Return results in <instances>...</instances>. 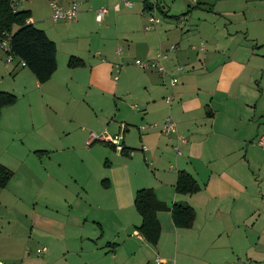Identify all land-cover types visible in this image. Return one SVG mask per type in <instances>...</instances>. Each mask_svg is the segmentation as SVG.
Segmentation results:
<instances>
[{
	"label": "crops",
	"instance_id": "1",
	"mask_svg": "<svg viewBox=\"0 0 264 264\" xmlns=\"http://www.w3.org/2000/svg\"><path fill=\"white\" fill-rule=\"evenodd\" d=\"M71 1L66 0L65 5ZM89 3L83 12L80 7L82 14L79 20L77 17V25L87 27V13H94V5ZM255 6L264 15V0H257ZM29 20L34 25L39 21L40 28L56 42L58 68L49 81L39 83L28 68L19 66L18 60L8 63L3 51L5 66L11 63L15 66L9 70L13 74L11 86L2 90L14 91L17 101L2 109L0 127L12 128L14 160L23 162L25 154L31 152L36 157L49 159L52 164L43 167L42 179L35 178L31 167L29 185H23L28 192H34L32 188L37 190L33 196L35 202L30 205V216L25 214L23 220H19L16 204L19 205L17 201L21 198L13 196L6 200L0 194V258L8 264H67L69 249L56 250L57 246H67L71 241L85 245V239H92L86 230L88 219L92 218L97 226L94 256L100 259L99 264H251L257 261L254 254L258 252L253 251V247L244 252L240 249L249 246L256 237L260 240L256 223L264 221L259 209L264 205V149L257 143L259 135L264 133V54L258 47V37L247 30L225 44L208 46L202 55L191 48L193 44L178 47L179 50L165 61L171 76L178 77L175 86L169 85L170 76L162 79L157 71L139 68L143 71L137 77L142 86L141 95L131 93V96H135L140 105L131 106L137 111L131 113L130 118L125 115L124 121L113 120L111 124L107 109L104 114L103 109L96 106H100L104 95L106 100L116 95L119 78H112L116 57L111 60L105 54L100 58V51V55L91 56L90 41L87 50L82 51L79 36L74 46L68 45L61 53V45L67 44L61 37L63 27L49 23L46 18L39 17L36 21L32 14ZM156 35H133L132 53L128 47L120 56L126 61L129 54H136L135 59H153L158 51L168 49L173 43L180 44V40L169 41L173 30L165 36ZM71 56L81 58L84 65L68 67ZM179 65L184 67L181 73L175 72ZM80 68L82 70H78ZM83 76L92 97L86 110L80 109L86 118L82 121L62 113L71 128L83 134L79 143L61 145L62 137L57 130L60 125L52 127L44 123L41 129L33 126L38 132L29 140L27 150L21 132L24 115L44 107L58 113L55 110L70 104V87H78L77 77L80 81ZM3 83L4 76H1L0 85ZM94 89L100 92L94 93ZM168 95L174 97L171 103L165 99ZM98 113L107 120L101 129L113 135L123 134L126 147L123 153L119 154L106 142L91 140V134L95 133L94 114L98 116ZM168 116L174 119L178 134L186 137L187 142L179 141L177 134L167 136L157 129H141V126L162 123ZM121 124L126 125L123 133ZM132 127L138 131L135 142L128 141ZM26 135L29 137V132ZM97 141L105 156L106 173L100 183L106 192L99 191L102 197L94 200L85 183L77 190L59 177L64 173L58 154L65 153L66 149H83L90 153ZM131 150H134L133 155L129 154ZM0 153L7 154L8 150L1 149ZM0 161L8 167L2 159ZM82 167L81 175L88 181L89 164ZM180 170L190 172L198 180L201 186L198 192H176ZM8 186L9 183L2 189ZM141 188H153L168 208L176 202L191 205L196 211L193 225L177 227L169 209L158 211L160 239L156 245L146 241L137 229L142 217L134 206L135 192ZM40 192L43 193L42 205L37 201ZM108 221L111 229L101 224ZM243 229L245 241L241 236ZM43 248L45 251L39 252Z\"/></svg>",
	"mask_w": 264,
	"mask_h": 264
},
{
	"label": "rangeland",
	"instance_id": "2",
	"mask_svg": "<svg viewBox=\"0 0 264 264\" xmlns=\"http://www.w3.org/2000/svg\"><path fill=\"white\" fill-rule=\"evenodd\" d=\"M79 1L81 2L82 12L85 11L83 9L87 6V2H90V5H94V13L95 10L100 7L109 8L110 11L105 16L103 22L95 21L94 13H87L89 16L87 22L89 23L87 27H82L80 23L77 25L78 22L76 21L53 20L51 17V8L47 0H20L19 8L33 9L31 14L35 17L36 21H38L37 19H39V17L41 19L46 18L49 23L52 21L54 24L63 27L64 35L61 37L67 44L64 46L59 43V45H61V53L66 51V48L68 49L69 46H74V42L78 39L76 37L79 36L82 51L87 50L90 41V43H92L90 47L91 56L93 53L95 55V53H99L98 51H100L102 54L101 57L99 56L100 58L105 57V54H107L108 59L113 60L116 57L115 64L124 62L120 72L117 73L115 67L112 75V78L115 75L119 78V80L116 81L118 83L116 95L108 97L109 101L106 100V95H104L100 106H96L97 108L101 107L104 114H106L107 109V114L110 117L108 120H110L111 124H113V120L118 122H121V120L124 121L123 116L125 115H127V118H130L131 113L137 111L132 109L131 106L136 105L139 107L140 105L139 101L136 100L137 98L135 99V96H133V98L131 93L141 95L142 86L138 83L137 77L139 73H143V71H140V69L134 65L136 54H129L130 56L127 61L122 57L123 52L125 53L128 47L130 48L129 52L132 53L131 41L133 35L139 37L144 33H148L157 37L156 34L162 33L165 36L169 30H173V35L169 36V41L180 40V44L173 43L178 45V47L185 48L190 44L204 42L210 48L212 45L218 44L219 42L225 44L233 36L237 34L244 35L246 31L249 30L253 35L258 37V47L262 50L261 53L264 54V15L259 12L258 8L255 6L257 0H198L197 2H193L192 0H147L153 4L152 10L143 9L144 0H131L134 3L132 8H125L122 6L121 10L118 12L113 10L112 5L117 1L119 2V0ZM82 12L79 13L78 20ZM150 16L158 17L160 22L157 26L148 30L146 26L148 25V18ZM35 25L40 28L39 21L36 22ZM88 32L91 34H87ZM167 37L168 36H166L165 39H167ZM118 49L121 50V56L116 54ZM105 50H107V52ZM100 53L97 55H100ZM202 54L203 53L200 55ZM4 61L5 55L0 48V77L4 76V83L0 85L1 90L3 87L8 88L11 86L13 74H11L9 70L11 67L15 66V64H13L14 62L5 66ZM78 70L82 69L80 68ZM76 81L80 85L75 88L70 87V96L72 97L69 101L70 104H64L65 106L62 109L59 108V110H55L58 113H55L54 110L50 108L44 107L43 109L37 108L33 113H26L24 115V121L21 124V132L24 133L27 150L30 147L29 140L36 137L37 130L41 129L44 123H50L52 127H54L55 124L60 125L57 130L62 137L60 141L61 145H74L79 143L82 139L83 134H81V131L77 128L72 129L69 123L63 119L62 114H70L77 119H82V121L86 118L84 114L80 113V109L86 110L87 102L91 101L92 97L87 92V88L89 87L87 79L83 76L79 81L77 77ZM97 92L100 91L94 89V93ZM104 119L105 116H101L99 113L98 116L94 114V131L96 134H100L104 129L105 121H107ZM33 126L38 129L33 130ZM27 132L30 134L29 137L26 135ZM137 136V128L132 127L131 135H128V141L131 140L135 142ZM14 137L12 128L6 126L0 127V151L1 149L8 150L7 154L0 153V159L7 163L8 167L15 172L13 178L9 182V186L5 189L0 188V194L1 197L6 200L13 198V196H19L21 198V200L17 201L19 205L16 204L17 207H19L17 217L19 220H23L25 214L30 216V205L35 202L33 196L37 191L35 188H32L34 192L32 190L28 192L23 186L25 184L29 185V183H27V178L28 175H31V167L35 171V178L38 177L42 179L43 167H47L52 163L49 162V159L36 157L31 152L25 154L26 156H24L23 162L14 160V144L12 142ZM97 143H99V141L94 142V145H92L94 149L90 153H87L83 149H75L74 151H68L66 149L65 153L58 154L64 173L63 176L59 177L64 179L68 186L73 184V187L77 190H81V186L85 183L87 186L86 189L89 193L93 194L94 200L102 197L99 191L106 192L102 189L100 183L106 173V169L103 167V159L105 156L102 154V146ZM260 148L264 149L262 146H260ZM84 164H89L90 170L87 172L88 181L81 175L83 169L82 165ZM75 183L76 185H74ZM42 195L43 193L40 192L39 198L37 199L40 205H42ZM259 209L262 212L261 216L264 217V205L260 206ZM84 219L87 218L85 217ZM26 222L24 223L25 225ZM88 222L89 225L86 230L88 234L91 233L92 239H85V245L71 241L67 246H57L56 250L62 247L66 250L69 249L70 252L66 254L67 264H99L100 259H98V257L95 259L94 256V242H97V238L94 237V229L96 230L97 226L93 224L92 218H89ZM101 224L106 229H111V223L109 221L101 222ZM256 226L260 232V240H257L256 237V239H253L252 242L249 243V246L244 245L240 250L244 252L248 247H253V251L258 252V254H254L255 257H258V260L253 261L251 264H264V221L258 220ZM29 227L30 226L27 227V230H29ZM241 236L245 241V229L242 230ZM115 241L119 242L118 240ZM249 252L251 251L249 250ZM241 257L244 258V256Z\"/></svg>",
	"mask_w": 264,
	"mask_h": 264
},
{
	"label": "trees",
	"instance_id": "3",
	"mask_svg": "<svg viewBox=\"0 0 264 264\" xmlns=\"http://www.w3.org/2000/svg\"><path fill=\"white\" fill-rule=\"evenodd\" d=\"M11 2L12 0H0V41L4 32L11 33L5 54L12 55L14 60L19 61V65L28 68L39 83H46L58 68L56 42L47 35L45 30L28 21L31 17L29 9H15ZM143 3L144 10L153 9L152 3L147 0ZM67 65L70 68L81 67L84 61L79 57L71 56ZM16 101V94L0 89V120L2 109L15 104ZM13 176L14 172L0 163V188L6 187ZM200 189L198 180L190 172L180 170L177 173L175 184L177 193L194 194ZM134 206L142 217V222L137 229L152 245L158 243L161 235L158 211L169 209L177 227H190L196 218V211L191 205L176 202L168 208L166 203L157 197L153 188L137 190Z\"/></svg>",
	"mask_w": 264,
	"mask_h": 264
},
{
	"label": "built area",
	"instance_id": "4",
	"mask_svg": "<svg viewBox=\"0 0 264 264\" xmlns=\"http://www.w3.org/2000/svg\"><path fill=\"white\" fill-rule=\"evenodd\" d=\"M19 1L20 0H12L11 4L12 7L15 9H18L19 7ZM66 0H48L49 6L51 8V17L53 20H64V21H76L78 14L80 12L81 2L78 0L71 1L68 5H65ZM193 2H197L198 0H192ZM134 3L131 0H119L114 6L113 10L115 12H118L121 10V7L125 8H132ZM96 16L95 20L97 22H103L105 16L109 13V8L102 7L97 10H95ZM30 22V20H28ZM160 20L158 17L150 16L148 18V25L146 28L148 30L152 29L153 27L157 26L159 24ZM11 37V33L4 32L3 38L0 41V48L5 52L6 48H8L9 39ZM193 50L200 51V52H206L208 50V46L204 42H200L199 44H193L191 46ZM179 50L178 45L171 44L168 49L166 50H160L156 53L155 58L153 59H135L134 65L142 70L147 71H157L160 74V77L162 79H166L169 77V85L175 86L178 83V77L177 76H171L170 72L168 71L165 61L169 59L170 54L177 52ZM116 54L120 55L121 50L118 49L116 51ZM6 60L8 63L12 62L14 60L12 55H6ZM24 65V63H21ZM124 64V62L116 63V72H120L121 66ZM184 71L183 66H177L175 68V72L181 73ZM115 79H118V76L115 75ZM166 101L168 103H171L174 99L172 95H168L166 98ZM135 108L136 106H132ZM122 133L126 128L125 124H121ZM141 129H157L161 133L165 135H171V134H177L178 140L181 142H187L186 137L181 136L178 134L177 131V124L174 121V119L171 116H168L165 118V120L162 123H153L146 126H141ZM91 140H99L108 143L114 149L119 153H123L126 149L124 143H123V134L119 135H113L108 132L107 129L103 130L100 134L92 133L91 134ZM257 143L264 147V133L260 134L257 140ZM143 149H146L144 147ZM130 155L134 154V150H131L129 152ZM46 248H43L41 251H45ZM0 264H8L6 261L0 258Z\"/></svg>",
	"mask_w": 264,
	"mask_h": 264
}]
</instances>
